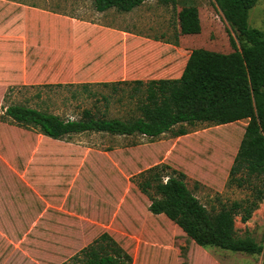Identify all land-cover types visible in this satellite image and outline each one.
I'll list each match as a JSON object with an SVG mask.
<instances>
[{
    "label": "rangeland",
    "instance_id": "374dc122",
    "mask_svg": "<svg viewBox=\"0 0 264 264\" xmlns=\"http://www.w3.org/2000/svg\"><path fill=\"white\" fill-rule=\"evenodd\" d=\"M185 5L197 7L201 25L199 34L187 36L189 48L231 52L237 32L215 0H147L130 12H98L91 0H0V30L46 45L38 70H27L26 79L16 51L10 76L0 74V264H79L84 247L105 245L103 233L130 255V264H262L260 254L198 246L166 216L148 210L158 197L151 179L156 171L183 172L188 189L212 214L253 200L260 189L262 199L248 221L237 215L234 227L236 237L264 245V176H248L238 186L243 171L229 175L247 120L182 124L181 136L173 135L175 125L157 137L85 132L53 140L5 114L7 106L25 104L63 119H77L83 109L95 117L139 116L145 85L89 76L99 65L104 71V64L83 57V45L75 55L70 30L142 27L150 37L172 42L178 8ZM248 23L264 31L263 0L249 10ZM75 154L83 161L71 159ZM162 165L168 168L161 172ZM146 180L151 184L143 192Z\"/></svg>",
    "mask_w": 264,
    "mask_h": 264
},
{
    "label": "trees",
    "instance_id": "16d2710c",
    "mask_svg": "<svg viewBox=\"0 0 264 264\" xmlns=\"http://www.w3.org/2000/svg\"><path fill=\"white\" fill-rule=\"evenodd\" d=\"M94 9L103 12L115 8L129 12L147 0H91ZM229 24L237 32L238 42L230 38L232 51L221 53L202 47L193 48L178 78L151 79L145 85L144 96L138 104L139 116L128 119L95 117L83 109L77 119H63L57 114L25 104H11L5 114L20 126L33 127L39 134L53 140H63L74 134L104 132L116 135L140 134L157 137L172 131L174 136L186 134L182 124L213 122L218 125L247 120L243 137L233 159L229 175L239 171L238 186L246 177L264 176V31L249 26V10L258 0H215ZM264 1V0H263ZM181 35L201 31L198 9L185 5L177 12ZM165 171L167 166H160ZM159 167L153 166L157 170ZM157 198L150 200L148 210L163 214L175 223L198 246L260 254L264 264V245L250 238H238L235 216L246 222L262 199L260 189L253 200L232 202L212 214L194 196L185 183V174L170 170L151 174ZM166 177L163 180V177ZM150 181H144L145 192ZM103 241L84 247L79 264H130L131 257L106 233ZM100 243V244H99Z\"/></svg>",
    "mask_w": 264,
    "mask_h": 264
},
{
    "label": "crops",
    "instance_id": "0c3cea01",
    "mask_svg": "<svg viewBox=\"0 0 264 264\" xmlns=\"http://www.w3.org/2000/svg\"><path fill=\"white\" fill-rule=\"evenodd\" d=\"M179 10L180 8H178ZM0 31H2L0 34V74L4 77L10 76L11 65L9 59L16 51L17 56H20L23 62L21 77L26 79L27 70L28 72L38 70V62L40 61L38 54L46 45L41 44L40 46L38 43L39 47L36 42L33 43V38L30 37L31 40L28 41L25 34L11 35L4 28ZM69 34L72 37L71 41L75 55L77 53L74 49L83 45V48L86 47L87 50V53H85L83 49V57L88 54L89 60L104 64V71L98 70L102 66L99 65L93 71H90L89 76H122L123 79L134 78V80L142 81L178 78L192 50L189 48L191 43L187 37L188 35L179 34V30L178 35L173 40L174 43L173 41L152 38L149 30L142 27L125 29L100 26L98 28H83L81 31L74 29V32L70 30ZM79 34L85 36V38L81 40ZM79 41L81 42L77 45L76 43ZM11 44L18 46L17 50L16 48L11 50ZM74 152L78 153V151ZM74 158L80 159V156L71 155V159ZM80 160L83 161V159Z\"/></svg>",
    "mask_w": 264,
    "mask_h": 264
}]
</instances>
